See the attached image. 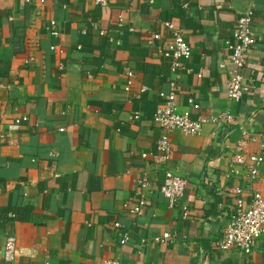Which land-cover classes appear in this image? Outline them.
I'll return each mask as SVG.
<instances>
[{
  "label": "crops",
  "instance_id": "obj_1",
  "mask_svg": "<svg viewBox=\"0 0 264 264\" xmlns=\"http://www.w3.org/2000/svg\"><path fill=\"white\" fill-rule=\"evenodd\" d=\"M249 6L255 42L234 103L228 41ZM164 20L192 49L174 75L178 111L230 110L264 134V0H0V209L17 211L0 213V254L7 235L17 239L16 260L2 264H264V238L248 253L216 245L234 208L230 187L240 182L244 207L252 192L227 176L239 125L173 131L169 158L154 161L153 115L173 77L160 53ZM166 170L186 180L173 207L160 190ZM253 189L264 195V161ZM165 231L172 239L156 242Z\"/></svg>",
  "mask_w": 264,
  "mask_h": 264
},
{
  "label": "built area",
  "instance_id": "obj_2",
  "mask_svg": "<svg viewBox=\"0 0 264 264\" xmlns=\"http://www.w3.org/2000/svg\"><path fill=\"white\" fill-rule=\"evenodd\" d=\"M30 3L31 0H23ZM97 5H107L109 0H95ZM253 7L249 6L236 19L232 38L228 41L231 49L232 69L227 82V95L230 101L237 103L241 100L247 86L244 83L243 68L247 63V55L251 46L255 42V32L252 27ZM163 27L169 33V47L160 50L163 56L170 57L172 60L170 71L173 77L169 79V90L165 99L160 104L154 115L153 122L160 130L159 138L156 141L158 154L154 156V161L164 163L171 153L170 133L181 131L185 134L198 135L206 124L216 126L239 125L240 136L235 144V152L227 170V176L235 179L237 182L246 180L252 190L251 197L247 207H244L242 197L243 187L238 182L230 187L229 192L234 196V208L232 214L224 228L221 238L216 245L221 250L235 248L241 253L250 252L255 242L264 238V195L256 189H253L255 178L259 173L260 166L264 161V134L251 132L248 127L242 123L240 118L234 115L230 110H223L218 114L199 115L193 117L189 111H178L176 101L177 84L174 77L176 71L182 66L183 61L190 58L192 49L186 41L182 29L177 27L172 21L164 20ZM56 27L55 20L49 21L46 30L51 31ZM104 34L103 30L99 31ZM160 34L154 33L149 40L153 42L159 39ZM131 76V73H128ZM192 105H196L192 98H189ZM139 114L134 115L138 118ZM25 115L17 117L13 123L7 125V130L18 127L23 121H26ZM5 134V133H3ZM4 136V135H2ZM142 157H147L146 153ZM140 189L148 184L146 177L138 180ZM186 180L170 170L164 173V181L160 187L162 194L167 198L168 205L173 207L183 196ZM141 193V194H140ZM138 204L132 209V213H139L144 205L142 192L140 191ZM116 227L119 223L114 224ZM169 231L163 232L155 237L156 242L164 243L171 240ZM128 240V233L124 232L120 243L124 244ZM17 257V239L13 234L7 235L0 254V264L3 262L14 263ZM102 264H121L117 258H106ZM237 264H243L238 262Z\"/></svg>",
  "mask_w": 264,
  "mask_h": 264
},
{
  "label": "trees",
  "instance_id": "obj_3",
  "mask_svg": "<svg viewBox=\"0 0 264 264\" xmlns=\"http://www.w3.org/2000/svg\"><path fill=\"white\" fill-rule=\"evenodd\" d=\"M1 212H6V213H10V212H12V213H15L14 214V216L16 215V213H17V211H16V208H14V207H6V208H2V209H0V213Z\"/></svg>",
  "mask_w": 264,
  "mask_h": 264
}]
</instances>
